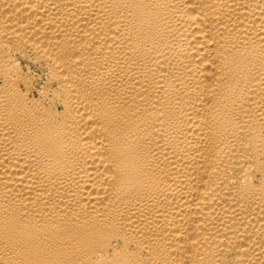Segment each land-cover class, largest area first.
<instances>
[{
	"label": "bare ground",
	"instance_id": "6f19581e",
	"mask_svg": "<svg viewBox=\"0 0 264 264\" xmlns=\"http://www.w3.org/2000/svg\"><path fill=\"white\" fill-rule=\"evenodd\" d=\"M0 264H264V0H0Z\"/></svg>",
	"mask_w": 264,
	"mask_h": 264
}]
</instances>
